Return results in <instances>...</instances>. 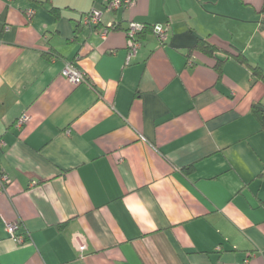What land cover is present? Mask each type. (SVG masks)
<instances>
[{"label": "crops", "instance_id": "crops-1", "mask_svg": "<svg viewBox=\"0 0 264 264\" xmlns=\"http://www.w3.org/2000/svg\"><path fill=\"white\" fill-rule=\"evenodd\" d=\"M108 1L0 0V264H264V0Z\"/></svg>", "mask_w": 264, "mask_h": 264}, {"label": "built area", "instance_id": "built-area-1", "mask_svg": "<svg viewBox=\"0 0 264 264\" xmlns=\"http://www.w3.org/2000/svg\"><path fill=\"white\" fill-rule=\"evenodd\" d=\"M132 0H110L107 2L106 9L113 10L120 6L130 5ZM102 12L100 10H91L85 15L81 17V20L86 25H97L101 20ZM145 24L143 23H135L131 22L128 24L127 28L125 29L126 37L128 39V55L127 61L136 54V51L140 45V42L137 38V33L143 30ZM152 30L156 33L157 37L163 42L166 39L165 27L163 25H153ZM106 30L102 33L104 37L106 34ZM61 74L68 79L71 83L78 84L82 81H85L84 74L80 72L72 63H68L64 66L61 71ZM26 116H21L15 123L17 128H20L21 125L26 121ZM9 182L8 176L0 170V186L2 189L7 185ZM5 228L9 234V236L17 243L22 244L26 241V237L24 234L19 233V222L18 221H7L5 222ZM80 250H84L86 247L85 245H80Z\"/></svg>", "mask_w": 264, "mask_h": 264}, {"label": "trees", "instance_id": "trees-1", "mask_svg": "<svg viewBox=\"0 0 264 264\" xmlns=\"http://www.w3.org/2000/svg\"><path fill=\"white\" fill-rule=\"evenodd\" d=\"M262 11H264V4L262 7ZM148 31H153L152 26L145 25L143 30L137 33V38H139V35L146 33ZM194 48L201 50L202 52L210 56L213 55L214 52H216V48L214 46L203 40H199ZM236 59H238L240 63L244 64L250 70V73L252 77L255 79V81H260L264 84L263 68L257 65H251L250 63H248L247 59L241 54L236 55ZM251 113L257 118L261 127L264 128V104L261 102L254 103L251 106Z\"/></svg>", "mask_w": 264, "mask_h": 264}]
</instances>
